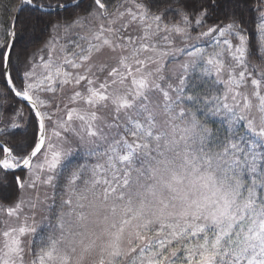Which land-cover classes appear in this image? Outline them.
<instances>
[{"label":"snow or ice","instance_id":"6c2138e0","mask_svg":"<svg viewBox=\"0 0 264 264\" xmlns=\"http://www.w3.org/2000/svg\"><path fill=\"white\" fill-rule=\"evenodd\" d=\"M26 252L264 264V0H0V264Z\"/></svg>","mask_w":264,"mask_h":264},{"label":"trees","instance_id":"16d2710c","mask_svg":"<svg viewBox=\"0 0 264 264\" xmlns=\"http://www.w3.org/2000/svg\"><path fill=\"white\" fill-rule=\"evenodd\" d=\"M85 2H87V0H85ZM250 27L252 26L250 25ZM45 39H47L46 33H39L35 37H29V38L22 37L18 44V47L26 48L27 51L30 53L32 51H35V49L39 48ZM25 111L27 112L28 109L26 108ZM18 131H22V130H18Z\"/></svg>","mask_w":264,"mask_h":264},{"label":"rangeland","instance_id":"374dc122","mask_svg":"<svg viewBox=\"0 0 264 264\" xmlns=\"http://www.w3.org/2000/svg\"><path fill=\"white\" fill-rule=\"evenodd\" d=\"M25 37L26 38H29L28 36H25ZM43 215H44L43 213H38V215L36 217L37 221H42L43 220ZM25 246L27 248V244ZM32 259H33V255L26 252V255H25V264H30V262H31Z\"/></svg>","mask_w":264,"mask_h":264},{"label":"water","instance_id":"95a60500","mask_svg":"<svg viewBox=\"0 0 264 264\" xmlns=\"http://www.w3.org/2000/svg\"><path fill=\"white\" fill-rule=\"evenodd\" d=\"M26 103V102H25Z\"/></svg>","mask_w":264,"mask_h":264}]
</instances>
